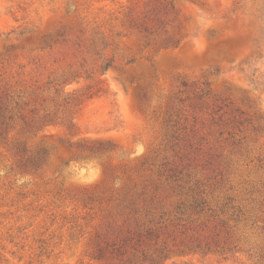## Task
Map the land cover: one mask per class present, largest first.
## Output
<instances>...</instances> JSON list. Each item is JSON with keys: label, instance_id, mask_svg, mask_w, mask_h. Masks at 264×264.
Segmentation results:
<instances>
[{"label": "rangeland", "instance_id": "rangeland-1", "mask_svg": "<svg viewBox=\"0 0 264 264\" xmlns=\"http://www.w3.org/2000/svg\"><path fill=\"white\" fill-rule=\"evenodd\" d=\"M0 0V264H264V0Z\"/></svg>", "mask_w": 264, "mask_h": 264}, {"label": "trees", "instance_id": "trees-1", "mask_svg": "<svg viewBox=\"0 0 264 264\" xmlns=\"http://www.w3.org/2000/svg\"><path fill=\"white\" fill-rule=\"evenodd\" d=\"M172 1L173 0H169V3H168L171 6V8H173Z\"/></svg>", "mask_w": 264, "mask_h": 264}]
</instances>
